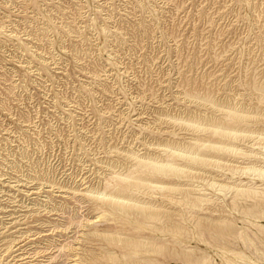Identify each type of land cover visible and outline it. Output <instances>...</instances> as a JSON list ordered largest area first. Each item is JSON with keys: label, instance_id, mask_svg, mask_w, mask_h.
Returning a JSON list of instances; mask_svg holds the SVG:
<instances>
[{"label": "rangeland", "instance_id": "374dc122", "mask_svg": "<svg viewBox=\"0 0 264 264\" xmlns=\"http://www.w3.org/2000/svg\"><path fill=\"white\" fill-rule=\"evenodd\" d=\"M0 264H264V0H0Z\"/></svg>", "mask_w": 264, "mask_h": 264}, {"label": "bare ground", "instance_id": "6f19581e", "mask_svg": "<svg viewBox=\"0 0 264 264\" xmlns=\"http://www.w3.org/2000/svg\"><path fill=\"white\" fill-rule=\"evenodd\" d=\"M217 130V129H216ZM153 212H145L144 213V216H151ZM154 215H157V213H154Z\"/></svg>", "mask_w": 264, "mask_h": 264}]
</instances>
